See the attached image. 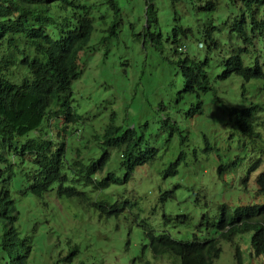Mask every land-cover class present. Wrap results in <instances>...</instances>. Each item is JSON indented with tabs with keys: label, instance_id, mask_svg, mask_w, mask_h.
<instances>
[{
	"label": "trees",
	"instance_id": "trees-1",
	"mask_svg": "<svg viewBox=\"0 0 264 264\" xmlns=\"http://www.w3.org/2000/svg\"><path fill=\"white\" fill-rule=\"evenodd\" d=\"M124 24L145 49L137 68L148 90L140 82L119 118L104 114L109 99L83 98L75 84L81 53L108 56ZM183 42L203 48L184 52ZM263 154L264 0H0V264H149L145 253L212 264L220 239L249 231L252 253L264 256V169L245 204L224 200L226 176L236 171L245 189ZM144 168H156L148 207L132 196ZM54 198L113 223L117 242H40L59 236L45 213ZM196 211L191 241L159 230ZM108 245L125 250L120 263Z\"/></svg>",
	"mask_w": 264,
	"mask_h": 264
},
{
	"label": "rangeland",
	"instance_id": "rangeland-1",
	"mask_svg": "<svg viewBox=\"0 0 264 264\" xmlns=\"http://www.w3.org/2000/svg\"><path fill=\"white\" fill-rule=\"evenodd\" d=\"M164 3H166V0H164ZM135 12L134 10L133 13ZM133 13H128L129 20ZM160 16L163 17V15ZM142 22L140 21L138 23L137 28L140 27ZM122 27L123 30L118 34V38L110 41L113 46L110 48L111 53L108 56H102L103 47H100V51L96 53H93L95 50L81 53L80 65L83 68L82 78L75 84L77 95L83 96V98L89 95L90 99H94L96 98V93L102 94V97H108L111 101V107L108 106V108L104 110V114H107L109 110L113 109L118 114L119 118L124 114L125 110L131 112V109L128 107L130 98L135 88L137 90H142L140 89V82L142 87L148 90V83L143 78H139V69L137 68V60L139 64L141 56L145 53V49H140L143 47V44L133 42L129 30L127 31V24H124ZM95 41L96 37H94L90 43L98 47L99 45ZM182 45L186 46V50ZM182 45L181 50H185L184 52L196 51L197 47L199 49L203 48V45L197 42H183ZM190 45L192 49H190ZM198 51L201 52V50ZM89 52L92 53L89 55ZM88 56L89 60L87 59ZM157 69L159 68L157 67ZM155 72L157 73V70ZM103 87L107 88V91L104 93ZM106 101L108 100L106 99ZM99 108L97 109H102L101 107ZM133 122L135 123L136 121L134 120ZM99 125L100 123L95 120L88 131L83 133L84 136L88 139H92L90 136L100 131L98 129ZM261 157L264 160V154L261 155ZM261 166L248 177L247 186L243 190H239L235 184L237 178L236 171L233 172L235 177L232 181L229 179V176H226V182L229 184L228 188L230 190L224 195H227L231 191L232 193L230 197H226L224 200L232 201L233 198L239 197V200L245 199L248 201L249 197L255 194V177L264 169V163H261ZM138 172L139 174H146L148 179H145L146 181L141 180V191L132 193V196L143 199L145 206L148 207L156 197L154 190L155 186L152 185L153 181L149 178L155 175L156 168H152V170H146L144 168ZM179 182L187 183L193 187L199 185V183L187 179L180 180ZM217 184V182L210 183L206 193L210 187H214ZM219 187L218 184L217 190H214V192H217ZM92 199L93 196H90L89 202ZM53 201L56 206L49 212H47L46 209L45 213L48 218V226L55 229L59 236L56 237L55 234L49 233L40 242H117V235L115 231H113V223L95 222V219L93 220L88 212L84 210L76 200H58L54 198ZM29 214H31V211ZM197 214L196 211L194 218L191 219L188 224L174 226L171 223H167L166 225H161L159 230L165 229L170 234V237L175 240L191 241L193 239V234L196 232L195 225L198 222ZM251 234V231H249L236 235L232 241L220 240V253L219 256L213 260L212 264H264V256H255L251 251ZM131 245H134L138 251L142 248V242H132ZM108 248L109 251H111V257H113L114 261L120 263L118 258L122 253L126 254L125 250L123 248L121 250L116 249L114 252L117 254H115L112 252V245H108ZM35 255L43 259L47 258V254L41 248H39ZM168 256L171 257L172 255ZM173 258L176 259V264H178V258ZM145 259L149 260V264L172 263L169 258L165 257L164 260H162V258L157 260L152 258L151 255H147V253H145ZM133 264H144V262L141 260H134Z\"/></svg>",
	"mask_w": 264,
	"mask_h": 264
},
{
	"label": "clouds",
	"instance_id": "clouds-1",
	"mask_svg": "<svg viewBox=\"0 0 264 264\" xmlns=\"http://www.w3.org/2000/svg\"><path fill=\"white\" fill-rule=\"evenodd\" d=\"M106 90L104 89V92H105ZM107 99H109L108 97H106ZM263 166V165H262ZM261 166V167H262ZM240 201V203H242V204H245L246 202H247V200H245V199H240L239 200ZM239 234V233H238ZM238 234H236V235H238ZM241 234V233H240ZM236 235H234L233 236V238H232V240L234 239V237L236 236ZM220 240H224V239H220ZM220 240H219V242H220ZM232 240H230V241H232ZM226 241H228V240H226Z\"/></svg>",
	"mask_w": 264,
	"mask_h": 264
}]
</instances>
